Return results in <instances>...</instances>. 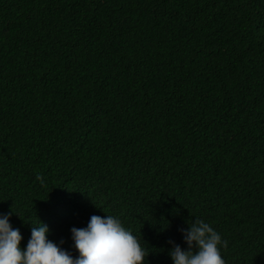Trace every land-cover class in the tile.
I'll use <instances>...</instances> for the list:
<instances>
[{
  "label": "trees",
  "instance_id": "trees-1",
  "mask_svg": "<svg viewBox=\"0 0 264 264\" xmlns=\"http://www.w3.org/2000/svg\"><path fill=\"white\" fill-rule=\"evenodd\" d=\"M9 213L22 250L46 225L77 258L111 215L174 264L203 220L225 264H264V0H0Z\"/></svg>",
  "mask_w": 264,
  "mask_h": 264
},
{
  "label": "clouds",
  "instance_id": "clouds-1",
  "mask_svg": "<svg viewBox=\"0 0 264 264\" xmlns=\"http://www.w3.org/2000/svg\"><path fill=\"white\" fill-rule=\"evenodd\" d=\"M36 179L43 184L42 176ZM10 215L0 216V264H145L149 255L121 220L111 215H93L87 228L71 229L77 258L48 240L46 225L33 227L27 248L22 250V236L9 223ZM184 240L187 250L174 245L170 252L174 264H225L219 246L226 248L228 242L205 221L192 223L184 231Z\"/></svg>",
  "mask_w": 264,
  "mask_h": 264
}]
</instances>
